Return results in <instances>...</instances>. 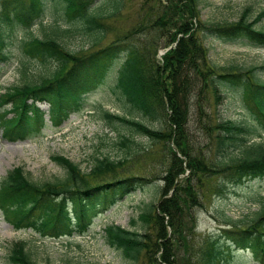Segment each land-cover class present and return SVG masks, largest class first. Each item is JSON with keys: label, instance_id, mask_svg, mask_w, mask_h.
Segmentation results:
<instances>
[{"label": "trees", "instance_id": "1", "mask_svg": "<svg viewBox=\"0 0 264 264\" xmlns=\"http://www.w3.org/2000/svg\"><path fill=\"white\" fill-rule=\"evenodd\" d=\"M199 4V0H145L137 27L107 41L106 22L120 15L123 0H0V64L9 62L17 48L45 69L36 83L8 87L0 95V105L11 104L13 113L10 120H2L5 139L40 135L45 112L37 103H46L49 118L59 125L80 110L86 95L107 82L113 83L109 91L133 115H111L96 107L104 119L118 122L130 135L116 139L123 151L119 160L94 156L90 169L82 171L68 158L56 155L51 159L65 175L44 182L33 181L21 167L13 168L0 181V210L13 215L16 227L54 238L84 230L114 203L115 196L143 190L151 183L137 174L135 166L141 156L158 154L164 167L167 163L164 184L157 188L160 199L145 205L138 216L149 231L140 234L110 225L105 229V243L133 263L230 264L242 249L250 250L253 259L264 264V207L251 219L226 218L230 229L207 237L199 250L187 248L193 210L209 190L222 197L243 180H264V142L250 143L256 124L208 114L198 103L194 122L209 141L210 160L193 150L189 131L194 96L205 97L208 91L216 106L221 90L235 89L241 90L242 104L264 131V83L257 76L264 72V65L219 66L208 58L202 42L209 37L264 48V30L255 27L264 11L252 20L244 10L235 22H207L200 19ZM48 10L64 28L55 21L48 33L37 37L31 29ZM66 34L84 39L83 45L78 50L67 48L60 41ZM168 47L159 59L158 50ZM131 134L150 145L135 142ZM238 150L240 154L232 157ZM32 247V243L14 242L6 260L39 264L32 257Z\"/></svg>", "mask_w": 264, "mask_h": 264}, {"label": "rangeland", "instance_id": "2", "mask_svg": "<svg viewBox=\"0 0 264 264\" xmlns=\"http://www.w3.org/2000/svg\"><path fill=\"white\" fill-rule=\"evenodd\" d=\"M145 0H123L120 15L106 22L107 41L113 35L126 33L142 21L140 7ZM200 19L207 22H235L244 10L249 11L252 20L258 13L264 11V0H199ZM101 3V2H99ZM62 22L55 19L51 10L43 16L31 32L42 37L48 33L54 23ZM255 27L264 30V18ZM115 32V33H114ZM60 41L71 50H78L84 39L75 34L60 36ZM203 45L207 50L208 58L222 67L237 65L247 69L253 66L264 65V48L248 46L244 43H223L219 40L203 37ZM163 41L159 42V46ZM162 49L158 50V53ZM159 57V54L158 56ZM26 68L24 74L20 73ZM45 73L43 65L24 57L19 49L14 48L10 60L0 64V94L8 87L23 83H36L39 76ZM257 76L264 83V72H257ZM112 82L98 87L83 101L80 112L71 114L62 125L55 127L48 123L44 134L32 140L7 142L1 138L0 129V180L14 167H21L35 182L56 181L65 175V171L57 166L52 156L59 155L68 158L77 164L82 171H88L92 166V157L108 155L119 160L123 151L119 144H115L119 135H126L127 130L118 122H109L97 113L96 107L101 106L112 114L133 116L124 108L117 96L109 91ZM221 99L214 105V99L207 91L205 97L194 96L189 110V131L194 151L201 152L205 157L212 156L207 138L199 132L200 125H195L194 117L198 103L203 105L208 114L213 112L224 119L237 123L252 124L247 109L242 108L241 90L237 92L221 90ZM7 106L6 108H9ZM46 110L47 106H43ZM93 113V114H92ZM5 115L1 114V117ZM254 123V122H253ZM255 124V123H254ZM251 137V143L264 142V136L259 133ZM261 132V131H260ZM134 141L144 147L150 143L137 135L131 134ZM263 140V141H262ZM240 154V150L233 152L232 157ZM135 166V165H134ZM137 174L151 183L135 195L116 196L113 206L108 207L101 215L93 220V225L86 233L74 234L71 238L62 237L58 240H39L31 230H16L8 223L0 212V264L4 263L6 248L10 243L24 240L31 241L34 248H30L32 257L39 264H147L139 260L136 263L129 261L114 248L108 246L104 240L103 230L106 226L116 225L128 230H136L140 234L149 231L146 225L138 218L145 209V205L160 198L157 188L163 186V161L158 154H146L137 161ZM204 189V187L202 188ZM264 207V180L247 179L227 189L222 197L215 196L213 190L206 193L203 203L193 210L194 224L187 248L199 250L205 239L216 232L217 228L225 225L224 220H245L254 217L255 213ZM186 250V249H185ZM187 256V252L186 255ZM231 264H256L250 260V252H237Z\"/></svg>", "mask_w": 264, "mask_h": 264}]
</instances>
